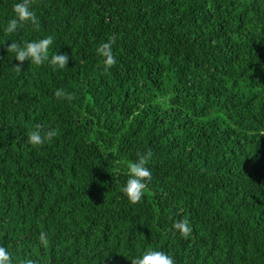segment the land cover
<instances>
[{
  "label": "trees",
  "instance_id": "obj_1",
  "mask_svg": "<svg viewBox=\"0 0 264 264\" xmlns=\"http://www.w3.org/2000/svg\"><path fill=\"white\" fill-rule=\"evenodd\" d=\"M16 2L0 0V245L12 264H131L148 247L175 264H264V0H32L39 28L9 34ZM47 36L65 69L13 68L10 40ZM38 125L56 135L33 146ZM149 151L152 177L131 203L128 162Z\"/></svg>",
  "mask_w": 264,
  "mask_h": 264
},
{
  "label": "clouds",
  "instance_id": "obj_2",
  "mask_svg": "<svg viewBox=\"0 0 264 264\" xmlns=\"http://www.w3.org/2000/svg\"><path fill=\"white\" fill-rule=\"evenodd\" d=\"M13 17L8 20L5 31L9 34L17 32L26 22H30L36 29L39 28L38 17L32 9V0H19L13 4ZM9 41V40H7ZM11 43L7 47V53L13 54L12 59L18 63L15 69L20 70V64L24 61H29L31 64L39 66L46 62L58 69H65L69 62V56L64 53L53 52L50 54V48L54 43L52 36H47L41 39L30 40L23 43H17L10 40ZM113 41L102 43L97 49V54L103 58L105 69L116 64V59L112 51ZM57 98L71 100L72 94L65 90H57L55 92ZM56 135V131L49 129L43 131L38 125L35 130L28 134V143L33 146H39L47 141H51ZM152 153L149 151L146 154L139 155L135 161H129L127 165L128 179L121 187V192L131 203L141 201L147 183L152 177V171L148 167ZM172 229L174 232L187 239L193 229L186 219H180L173 223ZM39 240L42 244H47V237L44 233L39 235ZM131 264H175L174 258L162 250H155L151 247L145 248L140 254L134 256ZM0 264H12L10 253L7 248L0 245Z\"/></svg>",
  "mask_w": 264,
  "mask_h": 264
}]
</instances>
